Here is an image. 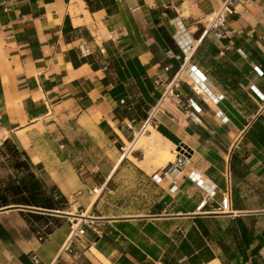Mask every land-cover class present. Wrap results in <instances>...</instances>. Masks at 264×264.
<instances>
[{
    "label": "crops",
    "instance_id": "1",
    "mask_svg": "<svg viewBox=\"0 0 264 264\" xmlns=\"http://www.w3.org/2000/svg\"><path fill=\"white\" fill-rule=\"evenodd\" d=\"M147 122L172 175L121 150ZM6 140L67 206L42 240L0 207V264H264V0H0Z\"/></svg>",
    "mask_w": 264,
    "mask_h": 264
},
{
    "label": "trees",
    "instance_id": "2",
    "mask_svg": "<svg viewBox=\"0 0 264 264\" xmlns=\"http://www.w3.org/2000/svg\"><path fill=\"white\" fill-rule=\"evenodd\" d=\"M3 146H7L12 155H23V152L18 151L15 145L9 140H6L3 143ZM19 165L22 166L21 173L0 180V207L18 204L60 211L66 209V199L61 194L57 193L54 188L48 189L46 187V185L35 175L31 164L26 158L14 167L18 168ZM27 218L28 222H30V218L34 221L53 219V225L48 229H45L47 233H50L53 227L58 224L56 216L48 212L42 213L29 211L27 212ZM1 230L2 229H0V231Z\"/></svg>",
    "mask_w": 264,
    "mask_h": 264
},
{
    "label": "rangeland",
    "instance_id": "3",
    "mask_svg": "<svg viewBox=\"0 0 264 264\" xmlns=\"http://www.w3.org/2000/svg\"><path fill=\"white\" fill-rule=\"evenodd\" d=\"M146 138L147 137H145L144 132H142L136 136L133 142L126 143L125 147L127 148L126 152H127L128 157L140 166H142L143 163H144V166H146L148 163H151L152 165L162 166V159L158 157V155L154 152V148H153L154 146L146 142ZM141 139H144V140H141ZM136 149H139V151L142 153L141 156L139 154L137 155L133 154V152ZM166 149L168 152L173 154V157L171 161H167L166 163L163 164V166L165 165L167 166L171 162H174V160L176 159L175 158L176 156L173 153V151H170L167 147ZM128 151H131V152L128 153ZM138 159H143V161L138 162ZM23 160L24 158L21 155H12V153L9 151V148L7 146H3L2 149H0V180L6 179L8 176H11V175L14 176L17 173H21L20 171L22 169V166L19 165L18 168H15L14 166L18 163H21ZM27 210H28L27 212L32 211V212L45 213V211H42V210H34V209H27ZM62 211L65 212V210H62ZM27 212H25V217L28 220ZM50 214L54 216L64 215V214H54V213H50ZM56 219H58V217H56ZM73 222H75V219L73 220ZM29 224L31 228L35 231V233L37 234V233H41L43 229H48L50 226H52L53 219L34 221L33 219L30 218ZM77 225L79 224L77 223Z\"/></svg>",
    "mask_w": 264,
    "mask_h": 264
},
{
    "label": "built area",
    "instance_id": "4",
    "mask_svg": "<svg viewBox=\"0 0 264 264\" xmlns=\"http://www.w3.org/2000/svg\"><path fill=\"white\" fill-rule=\"evenodd\" d=\"M223 26V13L221 11L213 13L211 15L208 16L207 18V30L208 31H214L216 32L219 36L222 35V32L220 31V28ZM192 66L191 63H189V68ZM191 70L195 75L198 76L199 70L195 68V66H192ZM196 88V86H195ZM200 91H202L200 89ZM223 96L219 95L218 97H211L213 98V102H217L219 99H221ZM121 150L123 152V154L126 153L127 148L125 146L121 147ZM187 150L180 148L176 150V159L174 160V162H171L170 164L167 165V167L164 168V172L166 174L172 175L175 173L176 170H180L185 161H186V156H187ZM192 178L193 180L196 182L197 185H202L203 184V180L201 178V173L200 172H192ZM216 186L215 184H208L205 185V193H206V199L202 200V202L199 204L198 208H203L205 205L206 200L208 201V199L212 198L214 195V190H215ZM221 200L220 202L211 208L212 211H225L228 210L230 207V188L226 187L223 189V191L221 192ZM84 233V227L83 225L79 224L74 226V224H71V233H70V237L73 236H78V234H83ZM39 240L45 239L48 237L49 233H47V231H45V229L42 230L41 233H37L36 234ZM31 260L34 264H36L38 262V257L36 255H32L31 256Z\"/></svg>",
    "mask_w": 264,
    "mask_h": 264
},
{
    "label": "bare ground",
    "instance_id": "5",
    "mask_svg": "<svg viewBox=\"0 0 264 264\" xmlns=\"http://www.w3.org/2000/svg\"><path fill=\"white\" fill-rule=\"evenodd\" d=\"M166 93L167 92H165L164 95H166ZM146 131L150 132L151 136H147L146 135ZM143 132L145 134V137H147L146 138V142L149 143L150 145L154 146L153 147L154 148V152L158 155V157H160L162 159V165L164 163H166L167 161H171L172 157H173V154L167 151V149H166V147L164 146L163 143L157 142L156 140H154V137L159 139V134L151 127V124L149 122H147L145 124V128H144ZM141 140H144V139H141ZM142 166H144V163H143ZM154 166L158 167L159 165H154ZM76 225H77V223L74 224V226H76Z\"/></svg>",
    "mask_w": 264,
    "mask_h": 264
},
{
    "label": "water",
    "instance_id": "6",
    "mask_svg": "<svg viewBox=\"0 0 264 264\" xmlns=\"http://www.w3.org/2000/svg\"><path fill=\"white\" fill-rule=\"evenodd\" d=\"M180 148L186 149L183 145ZM187 150V149H186ZM9 207H18V208H25V209H34V210H42L45 212H50V213H54V214H65V212L60 211V210H54V209H47V208H40V207H36V206H30V205H18V204H12Z\"/></svg>",
    "mask_w": 264,
    "mask_h": 264
}]
</instances>
